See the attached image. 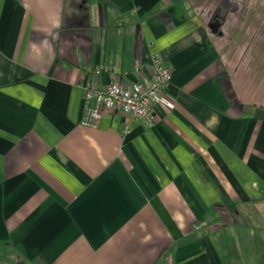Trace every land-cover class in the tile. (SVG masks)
<instances>
[{
	"label": "crops",
	"instance_id": "crops-1",
	"mask_svg": "<svg viewBox=\"0 0 264 264\" xmlns=\"http://www.w3.org/2000/svg\"><path fill=\"white\" fill-rule=\"evenodd\" d=\"M152 52L157 120L84 124ZM259 208L264 0H0V264H257Z\"/></svg>",
	"mask_w": 264,
	"mask_h": 264
},
{
	"label": "built area",
	"instance_id": "built-area-1",
	"mask_svg": "<svg viewBox=\"0 0 264 264\" xmlns=\"http://www.w3.org/2000/svg\"><path fill=\"white\" fill-rule=\"evenodd\" d=\"M150 63L152 72L144 80L125 81L114 73L109 82L100 84L99 70L87 75L81 82L84 91L82 122L95 126L104 111L138 118L146 125L156 121V106L170 83L172 68L157 52L150 54Z\"/></svg>",
	"mask_w": 264,
	"mask_h": 264
},
{
	"label": "rangeland",
	"instance_id": "rangeland-1",
	"mask_svg": "<svg viewBox=\"0 0 264 264\" xmlns=\"http://www.w3.org/2000/svg\"><path fill=\"white\" fill-rule=\"evenodd\" d=\"M264 213V209L263 208H259V221L261 218V214ZM262 226V227H261ZM259 225V262L257 264H264V237H261L260 234H264V222L262 225ZM263 228V229H262ZM253 261H255V258H253Z\"/></svg>",
	"mask_w": 264,
	"mask_h": 264
}]
</instances>
